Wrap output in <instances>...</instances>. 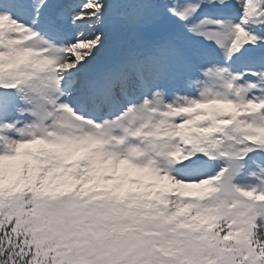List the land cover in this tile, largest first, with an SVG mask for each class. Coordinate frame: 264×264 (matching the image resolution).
<instances>
[{"label":"snow or ice","instance_id":"snow-or-ice-1","mask_svg":"<svg viewBox=\"0 0 264 264\" xmlns=\"http://www.w3.org/2000/svg\"><path fill=\"white\" fill-rule=\"evenodd\" d=\"M0 264H264V0H0Z\"/></svg>","mask_w":264,"mask_h":264},{"label":"rangeland","instance_id":"rangeland-1","mask_svg":"<svg viewBox=\"0 0 264 264\" xmlns=\"http://www.w3.org/2000/svg\"><path fill=\"white\" fill-rule=\"evenodd\" d=\"M56 3H66L68 0H55ZM174 30L166 20H158L144 26H134L128 21L114 22L107 34L106 48L100 59V69L109 66L112 58H123L132 51H143L157 41L165 39ZM153 43L150 44L149 41Z\"/></svg>","mask_w":264,"mask_h":264}]
</instances>
